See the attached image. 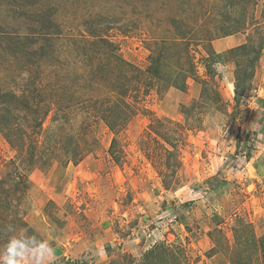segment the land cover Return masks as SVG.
Wrapping results in <instances>:
<instances>
[{
  "label": "rangeland",
  "instance_id": "1",
  "mask_svg": "<svg viewBox=\"0 0 264 264\" xmlns=\"http://www.w3.org/2000/svg\"><path fill=\"white\" fill-rule=\"evenodd\" d=\"M0 264H264V0H0Z\"/></svg>",
  "mask_w": 264,
  "mask_h": 264
}]
</instances>
